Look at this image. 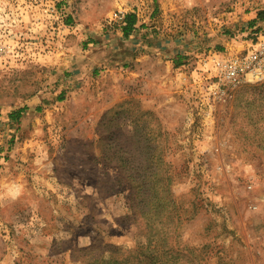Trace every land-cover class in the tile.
<instances>
[{
	"label": "rangeland",
	"instance_id": "1",
	"mask_svg": "<svg viewBox=\"0 0 264 264\" xmlns=\"http://www.w3.org/2000/svg\"><path fill=\"white\" fill-rule=\"evenodd\" d=\"M263 40L264 0H0V264H264V79L221 97Z\"/></svg>",
	"mask_w": 264,
	"mask_h": 264
},
{
	"label": "built area",
	"instance_id": "2",
	"mask_svg": "<svg viewBox=\"0 0 264 264\" xmlns=\"http://www.w3.org/2000/svg\"><path fill=\"white\" fill-rule=\"evenodd\" d=\"M226 67V65H224ZM227 89L221 93V97L225 98L228 90L240 84L246 78L255 80L264 79V40L258 44L255 51L250 52L244 57H237L230 67V72H226Z\"/></svg>",
	"mask_w": 264,
	"mask_h": 264
},
{
	"label": "trees",
	"instance_id": "3",
	"mask_svg": "<svg viewBox=\"0 0 264 264\" xmlns=\"http://www.w3.org/2000/svg\"><path fill=\"white\" fill-rule=\"evenodd\" d=\"M125 22L126 24L123 26V31L126 36H128L134 29L135 24H136V15L134 13H129L125 16ZM23 110L16 111L12 113V117H15L18 119Z\"/></svg>",
	"mask_w": 264,
	"mask_h": 264
}]
</instances>
